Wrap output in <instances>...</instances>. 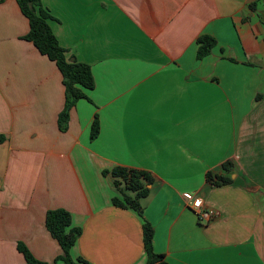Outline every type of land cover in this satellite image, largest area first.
I'll use <instances>...</instances> for the list:
<instances>
[{
	"label": "crops",
	"instance_id": "0c3cea01",
	"mask_svg": "<svg viewBox=\"0 0 264 264\" xmlns=\"http://www.w3.org/2000/svg\"><path fill=\"white\" fill-rule=\"evenodd\" d=\"M41 2L94 86L60 131L62 75L22 38L16 0H0V264H24L18 242L41 261L61 254L45 226L55 208L82 229L72 258L149 264L140 217L113 205L102 173L117 165L153 174L140 202L167 264H264V0ZM202 34L217 43L198 59ZM225 161L232 182L210 184ZM195 198L217 215L198 218Z\"/></svg>",
	"mask_w": 264,
	"mask_h": 264
},
{
	"label": "trees",
	"instance_id": "16d2710c",
	"mask_svg": "<svg viewBox=\"0 0 264 264\" xmlns=\"http://www.w3.org/2000/svg\"><path fill=\"white\" fill-rule=\"evenodd\" d=\"M20 11L27 18L29 30L22 38L33 43L37 50L54 61L62 75L64 85L65 102L58 114V127L60 131H66L69 121V111L75 103L85 97L84 89L94 86V78L90 65L77 61L73 56H66V49L62 47L54 35L49 21L53 18L49 10L43 6L41 0H16ZM255 4H251L253 8ZM197 58L201 59L210 54L216 45V39L208 34H202L197 38ZM99 132V121L94 116L90 128V138H95ZM0 134V142L4 141ZM233 163L225 161L217 170L208 171L206 180L214 186H222L232 182L231 173ZM112 180L115 195L112 197L113 205L133 210L142 221V243L149 264H167L162 260V255L153 249V228L144 217L143 206L140 200L149 194V185L154 182L151 172L134 167L117 165L109 170H103ZM45 226L50 235L56 239L61 247V254L52 262L36 259L21 242L17 243V249L24 257V264H89L81 256L75 259L71 257L70 250L82 233L80 227L71 225V214L64 208L50 209L46 212Z\"/></svg>",
	"mask_w": 264,
	"mask_h": 264
},
{
	"label": "built area",
	"instance_id": "2783aa9c",
	"mask_svg": "<svg viewBox=\"0 0 264 264\" xmlns=\"http://www.w3.org/2000/svg\"><path fill=\"white\" fill-rule=\"evenodd\" d=\"M191 208L200 219H210L217 215L214 209L206 208L201 198H195L191 203Z\"/></svg>",
	"mask_w": 264,
	"mask_h": 264
}]
</instances>
